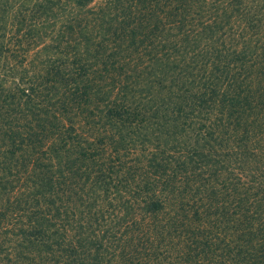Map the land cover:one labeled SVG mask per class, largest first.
<instances>
[{"label":"trees","instance_id":"16d2710c","mask_svg":"<svg viewBox=\"0 0 264 264\" xmlns=\"http://www.w3.org/2000/svg\"><path fill=\"white\" fill-rule=\"evenodd\" d=\"M0 264H264V0H0Z\"/></svg>","mask_w":264,"mask_h":264}]
</instances>
